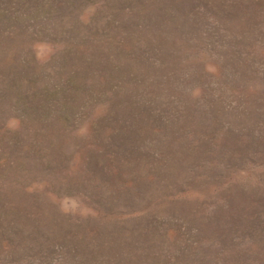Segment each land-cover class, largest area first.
Wrapping results in <instances>:
<instances>
[{
    "label": "rangeland",
    "instance_id": "obj_1",
    "mask_svg": "<svg viewBox=\"0 0 264 264\" xmlns=\"http://www.w3.org/2000/svg\"><path fill=\"white\" fill-rule=\"evenodd\" d=\"M0 264H264V0H0Z\"/></svg>",
    "mask_w": 264,
    "mask_h": 264
}]
</instances>
